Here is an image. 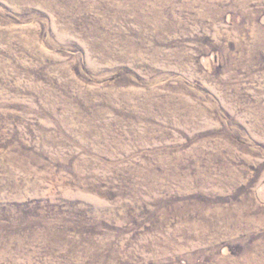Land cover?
I'll return each instance as SVG.
<instances>
[{"label": "rangeland", "instance_id": "obj_1", "mask_svg": "<svg viewBox=\"0 0 264 264\" xmlns=\"http://www.w3.org/2000/svg\"><path fill=\"white\" fill-rule=\"evenodd\" d=\"M0 264H264V0H0Z\"/></svg>", "mask_w": 264, "mask_h": 264}]
</instances>
